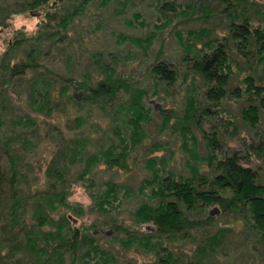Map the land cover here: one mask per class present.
I'll return each mask as SVG.
<instances>
[{"label":"trees","instance_id":"16d2710c","mask_svg":"<svg viewBox=\"0 0 264 264\" xmlns=\"http://www.w3.org/2000/svg\"><path fill=\"white\" fill-rule=\"evenodd\" d=\"M52 1L61 0L16 1L11 11L10 6H0V25L10 13L35 6L43 8ZM83 2L80 0L79 5ZM258 3L257 0H188L185 3L161 0L157 6L164 19L161 24L153 25L161 29H158L161 42L153 61L142 71L153 78L155 94H159L157 87L163 84L170 93L169 87L177 82L180 73L184 80L190 79L191 87L186 89L180 115L171 109H162V113H168L162 120L167 124L173 118V126L190 158L200 159L208 171H200L192 164L191 175L184 177L166 171L163 158L147 156L144 157L145 163L151 175L142 178L134 190L106 180L102 191L89 193L98 213L111 217L107 220L102 217L105 226H110L113 231V234L105 235L103 229L99 230L108 243L103 245L101 239L92 234L91 229L97 226L94 220L81 228L69 223L67 212L72 205L67 196L73 182L67 173L73 167V161L65 162V165L49 164L48 189L35 190L30 196L29 206L33 211L30 217L37 221L39 232L35 234L26 229L20 202L25 194L24 182L14 162L18 152L14 145L4 140L3 151L10 174L4 173L0 166V219L6 208L3 206L5 201L10 199L12 208L3 215L0 223V255L4 259L17 256L21 264H136L126 255L131 249L141 247L146 255L154 257L153 264H212V257L220 255L224 259L232 254L247 257L250 264L256 261L264 264V168L256 163L264 157V126H261L264 124V10L258 8ZM49 7L44 12L46 27L38 30L49 28L50 22L56 21L55 26L60 25L63 32L73 17L68 21L69 14L56 20L57 7L53 10ZM252 7L257 8L258 16H251L255 12L250 10ZM214 14L224 17L220 25V32H224L220 36L211 33L205 38L215 26L175 29V25L181 22H204ZM176 17L180 19L172 24V18ZM141 24H145L144 20ZM165 31L176 37L180 47L175 60L162 54ZM66 36L61 33L56 41ZM27 38L26 35L16 37L1 56L0 96L7 100L12 98L7 91L11 89L15 95L25 82L30 109L36 113L43 114L46 110L50 113L51 106L54 108L57 102L55 100L50 106L53 99L45 72L48 75L53 70L43 63L39 44L37 49L27 51L20 47ZM103 69L105 76L94 80V84L91 77L86 81L72 82L71 78H63L67 82L59 87V93L64 95L71 83V86L85 91L83 99L102 102L99 107L105 114L106 105L117 103L121 90L129 97L127 102L114 108L115 118L111 119L114 140L93 152L86 161V167L101 161L107 168L117 165L123 168L129 149L145 137L144 125L150 121L151 113L146 104L144 106L142 97L146 93L137 86V79L116 73L112 64L104 65ZM69 98L77 99L70 93ZM13 123L35 125L32 119L17 116ZM237 126L252 132L255 140L253 137L243 139L239 150L229 151L221 139L223 136L236 137ZM196 134L202 138L206 152L203 157L196 151L199 143ZM155 145L157 149L162 147L157 142ZM70 150L74 151L72 147ZM59 156L63 157V154ZM83 174L84 171L80 175ZM88 181L93 185V180ZM128 194L137 197L138 204L132 219L124 223L113 217L123 195ZM214 205L219 210L218 216L209 214L208 208ZM56 212L58 218L51 216ZM229 215H232L233 224L229 222L228 226L219 227L218 217ZM145 223H151V227L147 228ZM144 224L145 230L142 229ZM119 231L124 234L120 235Z\"/></svg>","mask_w":264,"mask_h":264},{"label":"rangeland","instance_id":"374dc122","mask_svg":"<svg viewBox=\"0 0 264 264\" xmlns=\"http://www.w3.org/2000/svg\"><path fill=\"white\" fill-rule=\"evenodd\" d=\"M16 1L23 2L24 0H0V6L4 8L10 6L11 11L14 10L13 6ZM177 1L185 3L188 0ZM257 1H260L258 8L264 10V0ZM57 2L52 1L43 8L35 6L10 13L0 25V59L16 37L20 38L25 35L28 37L26 42L20 46L26 51L31 48L37 49L40 45L43 63L53 70L52 74L47 75L45 72V76L49 78L51 99H53L50 106L55 103V100L57 102V106L54 108L51 106L50 113H47L49 110L44 111L43 114L36 113L27 104L28 92L25 82L19 87V90H16L15 95L11 89L7 91L8 94H12V98L7 100L4 96H0V166L4 173L10 174L7 167V156L3 151L6 146L4 140H6L9 144L14 145L18 152L14 162H16V169L21 173L20 179L24 182L22 186L25 191L24 196L20 198L21 215L24 217L26 229L36 234L40 227L37 226V221L30 217V213L33 212L29 206L32 200L30 196L35 190L48 189L46 182L49 164L65 165V162L73 161V167L67 173L73 182L67 196V200L72 205L67 212L69 223L81 228L94 220L97 226L94 230L91 229L92 234L101 239V244L108 245L103 233L99 230L103 229L105 235L113 234L111 227L105 226L106 223L104 224L102 218L107 220L111 217L103 216L102 212L98 213L89 194L91 191H102L105 188L103 185L106 180L127 185L134 190L142 178H148L151 175V170L146 167L145 163L144 157L147 156L155 159L163 158L166 171L171 170L184 177L191 175L190 165L192 164L196 165L200 171H208L205 163L200 159L196 161L197 159L190 158L187 149L183 146L181 136L173 126V118H170L167 124L163 122L168 114L164 113L166 110L171 109L175 112L174 114L179 115L182 112L186 89L191 87L190 79L184 80L179 72L177 82L169 87L170 93L166 92L167 88L163 84L157 87L159 94H155L153 78L142 71L146 65L153 61L161 42V29L153 25L161 24L164 19L161 17L162 11L157 7L161 0H84L81 5H79L80 0ZM48 6L51 10L55 6L57 7L55 10L57 12L56 20L69 14L68 21L73 17L72 22L63 29V32L60 25L55 26L56 21L50 22L49 28L38 30L46 23L44 12ZM254 7L250 10H257ZM257 13L255 11L251 16H258ZM17 15L23 19L35 17V28L26 30L24 24H21L19 28L15 27L13 20ZM168 16L171 17V15ZM179 19L180 17L172 18V24ZM141 20H144V25L141 24ZM223 20V16L214 14L204 22L199 20L181 22L175 25V29L215 26V29L209 35L206 34L205 38L211 36V33L213 35L217 33L216 35L220 36V33L224 32V30L220 32ZM61 33L67 36L63 40L56 41ZM164 36V53L162 54L165 58L175 60L180 54L177 39L173 34H169V31H165ZM39 37L40 39H38ZM53 41L55 43L51 45ZM107 64H112L116 73L138 80L137 86L143 88L146 93L142 97L145 102L144 106L146 104L151 113L150 121H146L144 125L145 137L140 143L129 149L125 160L126 166L123 168L118 165L107 168L101 161L86 167V161L89 155L105 148L114 140V135L111 132L112 125H114L111 119L115 118L114 108L122 102H127L129 97L121 90L119 102L116 101L117 103L112 106L106 105L107 114H105L99 107L102 106V102L95 103L83 99L85 91L71 86V83L64 95L60 96L59 93V87L67 82L63 78H71L72 82V80L86 81L91 77L92 84H94V80L105 76L103 66ZM30 76L28 74V77ZM89 83L91 84V82ZM69 93L73 94L77 101L69 98ZM162 109L165 110L163 113ZM234 112L237 114L235 109ZM16 116L22 119L30 118L35 121V125H15L13 119L15 120ZM116 116L119 118V113H116ZM261 126L263 127L264 124L262 123ZM196 136L199 142L196 144V151L203 157L206 152L202 138L199 134ZM251 137H253L252 132H247L244 128L237 126L236 137L235 135L223 136L221 142L224 143V147H229V151L239 150L242 140L252 139ZM156 142L162 145L160 149L155 147ZM71 147L75 152L70 150ZM59 154H63V157H60ZM62 158L65 159L62 160ZM256 163L260 164V168H264V157L256 160ZM83 171L82 176L80 174ZM89 179L94 181L93 185H89ZM26 189L29 191L28 193H26ZM131 196L132 194L123 195L117 213L115 215L112 213L113 218L124 223H128L132 219L138 198ZM3 206L6 208L1 213L0 223L3 222V215H6V212L12 208L10 199L5 201ZM213 207L216 206H211L208 210ZM17 212L16 210V215ZM218 212L217 216L220 215ZM51 216L58 218V212ZM231 217L232 215L218 217L217 225L223 227L228 226L229 222L233 224ZM145 224L147 228L151 227V223ZM145 224L142 225L144 230ZM118 233L124 234L122 231ZM126 256L136 261V264H153L154 262V257L146 255L141 247L131 249ZM17 258L19 257H5V260L3 255H0V264H21ZM212 264H250V259L241 258V255L237 256V254H232L224 259L218 255L212 257ZM255 264L260 263L256 261Z\"/></svg>","mask_w":264,"mask_h":264},{"label":"clouds","instance_id":"9594fccd","mask_svg":"<svg viewBox=\"0 0 264 264\" xmlns=\"http://www.w3.org/2000/svg\"><path fill=\"white\" fill-rule=\"evenodd\" d=\"M13 23H14L15 27H17V28H19L21 24H24L26 30H32L36 26V18L32 17L29 19H23L20 15H17L14 18Z\"/></svg>","mask_w":264,"mask_h":264},{"label":"water","instance_id":"95a60500","mask_svg":"<svg viewBox=\"0 0 264 264\" xmlns=\"http://www.w3.org/2000/svg\"><path fill=\"white\" fill-rule=\"evenodd\" d=\"M217 212H218V210L216 207L209 209V214H211V215L216 214Z\"/></svg>","mask_w":264,"mask_h":264}]
</instances>
